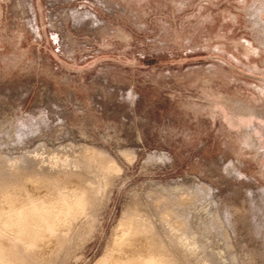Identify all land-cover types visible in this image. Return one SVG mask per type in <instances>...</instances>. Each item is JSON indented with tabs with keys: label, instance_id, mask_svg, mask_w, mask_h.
Returning a JSON list of instances; mask_svg holds the SVG:
<instances>
[{
	"label": "rangeland",
	"instance_id": "rangeland-1",
	"mask_svg": "<svg viewBox=\"0 0 264 264\" xmlns=\"http://www.w3.org/2000/svg\"><path fill=\"white\" fill-rule=\"evenodd\" d=\"M0 264H264V0H0Z\"/></svg>",
	"mask_w": 264,
	"mask_h": 264
}]
</instances>
